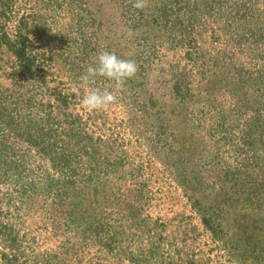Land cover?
<instances>
[{"label":"rangeland","instance_id":"1","mask_svg":"<svg viewBox=\"0 0 264 264\" xmlns=\"http://www.w3.org/2000/svg\"><path fill=\"white\" fill-rule=\"evenodd\" d=\"M133 3L0 0V264H261L264 0Z\"/></svg>","mask_w":264,"mask_h":264},{"label":"clouds","instance_id":"2","mask_svg":"<svg viewBox=\"0 0 264 264\" xmlns=\"http://www.w3.org/2000/svg\"><path fill=\"white\" fill-rule=\"evenodd\" d=\"M148 6V0H134L133 7L143 11ZM139 66L135 60L122 59L112 51H102L98 54L94 65L87 67L80 77L81 81L88 84L97 77H104L114 82L115 89H123L126 82L136 76ZM117 103V97L110 91L101 92L90 89L83 96L81 104L88 112L107 110Z\"/></svg>","mask_w":264,"mask_h":264},{"label":"trees","instance_id":"3","mask_svg":"<svg viewBox=\"0 0 264 264\" xmlns=\"http://www.w3.org/2000/svg\"><path fill=\"white\" fill-rule=\"evenodd\" d=\"M202 2H204V3H206L207 2V0H201ZM23 24H22V19H21V24H19L18 25V27L19 28H24V27H26V26H22ZM29 33H31L30 32V30L28 31ZM24 41H25V38L23 37V38H20L19 40H18V42L17 41H14V40H10L9 38H8V36L7 35H5V34H2V35H0V47L2 46V45H4L6 48H7V50L13 55V56H15L16 57V59H17V61H18V63H19V65H21V66H24V65H26V66H29L30 64H32L33 63V58H30V56L28 57H26L25 56V49H24V47H23V45H24ZM15 74V73H14ZM202 223H203V225L208 229V230H210L212 233H214V230L210 227V221L207 219V218H203L202 219ZM113 236H115L114 234H113ZM112 236V237H113ZM261 257V256H260ZM261 264H264V256L263 257H261Z\"/></svg>","mask_w":264,"mask_h":264}]
</instances>
